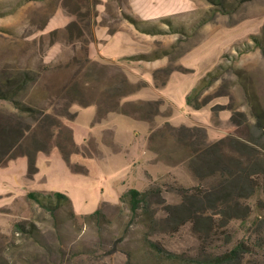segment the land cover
<instances>
[{
    "label": "rangeland",
    "instance_id": "rangeland-1",
    "mask_svg": "<svg viewBox=\"0 0 264 264\" xmlns=\"http://www.w3.org/2000/svg\"><path fill=\"white\" fill-rule=\"evenodd\" d=\"M222 2L167 0L144 20L128 0H0V79L23 71L36 78L18 94L27 103L41 88L54 94L76 83L74 117L63 121L87 154L38 152L33 176L25 156L0 165V264H181L238 243L231 264H264V127L252 109L264 124V0ZM73 20L82 35L66 29ZM139 53L152 58H128ZM218 64L222 74L201 95L206 104L189 107L187 93ZM119 70L143 85L120 103L160 101L145 120L96 118V105L115 100ZM10 111L0 99V120ZM217 156L225 170L210 164ZM129 188L149 191L134 216L119 199ZM28 191L61 192L70 203L49 211ZM98 208L99 222L84 217ZM148 241L175 261L150 252Z\"/></svg>",
    "mask_w": 264,
    "mask_h": 264
},
{
    "label": "trees",
    "instance_id": "trees-1",
    "mask_svg": "<svg viewBox=\"0 0 264 264\" xmlns=\"http://www.w3.org/2000/svg\"><path fill=\"white\" fill-rule=\"evenodd\" d=\"M219 2L222 5V0H208L209 3ZM100 0H94V3H99ZM137 29L147 33H159L158 29L152 27L149 29H143L139 25L138 20L131 16L124 15ZM166 20V21H165ZM164 23H168L167 19H163ZM66 29L70 32L75 30L78 36L82 35V29L78 25L77 21H70L66 24ZM116 29H110L108 27V33H114ZM93 37L91 35L90 40ZM130 59H148L144 53H139L128 57ZM156 58V57H155ZM88 60V59H86ZM89 61V60H88ZM109 65H112L111 63ZM112 67H114L112 65ZM222 64H218L215 68L207 71L202 77L199 78L194 87L186 95V104L193 109H200L206 101L201 98L204 90L212 85L223 72ZM165 78L162 81V85L170 74L172 68H165ZM120 79L117 84H114V91L112 98L115 99L113 104H100L96 105V118L102 119L109 112H118L134 118L146 119L145 109H150L152 105L160 104L159 100H145L139 102L128 101L126 103H120V98L127 96L134 92L141 86H136L132 83L126 74L119 70ZM36 78H34L28 71L17 72L5 80L0 79V99L8 100L15 108V112H7L6 117L0 120V165L7 164V162L15 157L25 156L28 161L29 175L37 171L35 166V157L38 152H49L53 147L58 148L63 158H67L71 153H80L83 156H87L83 147H79L73 140V132L70 126H68L63 118L72 119L74 113L70 111L71 105L75 102L76 97L73 93H76L75 85L72 83L67 88H62L53 94L51 87H45L40 89L39 98L35 102H24L19 99L18 94L20 91L27 90L29 87H33ZM61 90L63 92L59 93ZM59 93V94H58ZM78 102V101H77ZM80 105L85 106L91 104L90 100L79 99ZM254 115L257 118V125L264 127L262 119V110L258 106H252ZM234 117L231 116V120ZM205 134V132H204ZM222 140H218L207 145V149L215 151ZM92 148V147H91ZM210 164L219 165L221 169L227 168V161L225 162L220 156L213 157ZM149 191H139L136 188H129L121 193L119 199L125 202L131 216H134L139 208L143 206ZM26 197L39 205L45 207L49 211H53L58 208L62 203H70L69 197L61 192L43 193L38 191H28ZM86 218H93L96 222L102 218L101 210L98 208L88 215ZM243 243H238L228 251L220 254L207 253L203 257L192 258L189 257L185 260V263L181 264H231L239 257V252L243 247ZM148 250L154 252L157 256L165 257L168 261H175V254L168 252L159 243H152L148 241ZM153 248V250H152ZM184 262V261H183Z\"/></svg>",
    "mask_w": 264,
    "mask_h": 264
},
{
    "label": "crops",
    "instance_id": "crops-1",
    "mask_svg": "<svg viewBox=\"0 0 264 264\" xmlns=\"http://www.w3.org/2000/svg\"><path fill=\"white\" fill-rule=\"evenodd\" d=\"M106 1L107 0H100V3H105ZM166 2L167 0H128V6L130 8L129 11L132 14H134L136 17L148 18V16L151 17L152 15L154 16L160 14V13H152V10L153 8H160L161 4L164 5ZM165 14H168L167 11L163 13V15ZM147 18L144 20H147ZM100 28L107 30L106 27H100ZM114 33L109 34L107 32V34L109 35H113Z\"/></svg>",
    "mask_w": 264,
    "mask_h": 264
}]
</instances>
